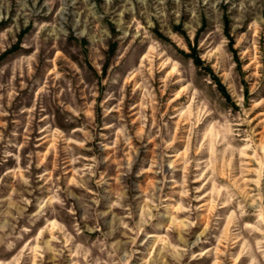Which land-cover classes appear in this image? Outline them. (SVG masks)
<instances>
[{"label":"rangeland","instance_id":"rangeland-1","mask_svg":"<svg viewBox=\"0 0 264 264\" xmlns=\"http://www.w3.org/2000/svg\"><path fill=\"white\" fill-rule=\"evenodd\" d=\"M0 264H264V0H0Z\"/></svg>","mask_w":264,"mask_h":264}]
</instances>
